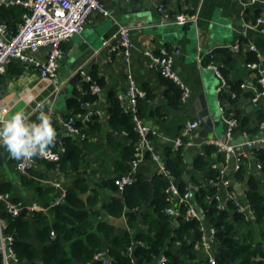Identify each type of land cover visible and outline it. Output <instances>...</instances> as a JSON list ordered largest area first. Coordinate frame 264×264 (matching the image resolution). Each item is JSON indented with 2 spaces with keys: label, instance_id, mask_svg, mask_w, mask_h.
I'll return each instance as SVG.
<instances>
[{
  "label": "crops",
  "instance_id": "0c3cea01",
  "mask_svg": "<svg viewBox=\"0 0 264 264\" xmlns=\"http://www.w3.org/2000/svg\"><path fill=\"white\" fill-rule=\"evenodd\" d=\"M102 2L109 10V16L97 12L91 13L83 30L61 43L64 55L60 60L56 80L42 78L37 70L26 67L16 59L8 61L1 74L0 114L5 113L1 112V108L6 106L7 109H23L31 113L32 118H36L37 111L41 110L37 106L42 105V110L55 121L56 145H63V139L70 138L82 152V162L77 170L70 168L61 170L57 165L58 162L37 158L29 169L33 173L29 170L21 173L16 169L14 160L8 152L0 148V185H7L9 188L5 192L13 201L16 199L15 201L24 206L35 204L42 208L36 210L46 211L60 201L63 196L62 190L65 191L72 186L75 180L82 178L86 181L89 189L84 196H87L94 187L98 189L100 181L116 175V163L122 157L121 147L127 145L130 140L126 131L114 129L111 125L108 108L113 97L122 100L126 106V64L119 52H109V46H103L102 41L110 38L120 26L129 28L133 44L130 62L133 76L139 88L144 91V95L146 90L152 95L150 99L145 100L148 112L142 120L144 123L148 120L152 121L150 133L153 138L149 140L159 158L165 148H175L174 139L180 134L183 125L199 116L207 117L210 124L205 122L206 127H201L200 130L195 128L186 135L187 141H191L196 149L194 153L204 144H213L222 151L215 141H221L225 137L227 125L219 110L221 80L212 69L207 67L211 62L218 65L225 79L240 82V85H245L241 87L244 93H253L251 98L241 96L238 99L237 111L240 117H247L251 123H254L257 121L258 113L264 111V97L260 95L253 100L258 89L256 70L247 66V57L250 53L256 56L259 66L264 68V33L246 26L263 10L260 2L250 0H102ZM160 3L172 15L196 14L197 19L195 22L183 24L170 20L162 22L161 12L157 9ZM27 11L28 8L19 4L11 7L0 5V22L7 24V35L17 28L19 23L17 14L20 12L21 16ZM235 43H239V50L230 47ZM250 44L256 47V52L250 50ZM163 48L178 49L173 68L189 88L186 100L184 102L179 100L176 106L170 105L168 101L169 85L165 80L166 77L150 66V59L145 54V51L158 53ZM211 53L214 57L210 55ZM198 54L201 55L200 62L197 61ZM79 67L90 75L96 74L103 81L100 92L94 93L96 97L88 102V109L94 111V116L90 122L82 125L83 135L68 133L61 126V120L72 112L68 108V99L76 91L84 92L82 86L84 79L76 71ZM73 76L76 78L73 79ZM63 87L66 97L62 99L64 95L62 94L53 109L46 103L51 99L50 95L55 89L63 90ZM221 102L226 109H229L226 101L221 99ZM155 111L156 114H152ZM74 114L78 116V113ZM260 131L264 132V127L260 126L258 132ZM241 135L254 134L235 130L232 139H237ZM196 136L206 139L195 145ZM223 153L226 161L223 166L225 170L230 154ZM247 158L248 175L257 173L259 176L260 166L255 157L247 155ZM160 161L162 163L161 159L156 161L151 157H145L139 164L136 174L148 181L152 180L156 173H161ZM189 169L187 167V170ZM234 170L235 168H232L229 174L224 173L218 184L222 197L228 194L222 181L233 183V189L229 187L232 196H243L244 185L234 181L232 177ZM186 174L189 176L188 173ZM27 178H33L35 184L44 188L54 186V183H59L60 186H54L50 200L44 203L28 184ZM235 183L238 184L239 190L235 189ZM98 191H100V199L93 206V211H98V219L113 224L118 233L130 230L124 212L121 216L115 217L109 215L103 208V204L111 197H120L122 192L110 189H98ZM138 222L140 224L138 228H144L141 221Z\"/></svg>",
  "mask_w": 264,
  "mask_h": 264
},
{
  "label": "trees",
  "instance_id": "16d2710c",
  "mask_svg": "<svg viewBox=\"0 0 264 264\" xmlns=\"http://www.w3.org/2000/svg\"><path fill=\"white\" fill-rule=\"evenodd\" d=\"M17 17L20 22V12ZM247 62H257L256 56L249 53ZM91 78L102 85V79L96 74L91 73ZM165 80L169 85L168 101L176 106L181 90L171 80ZM92 81L84 80V92L76 91L68 99L70 114L83 112V103L94 100L96 94L90 90ZM226 81L229 89H222L219 95L238 119L234 131L257 133L260 123L264 121V111L258 113L254 123L247 117H240L238 99L241 96L251 98L253 93H244L240 82ZM232 91L235 97L231 96ZM151 97L146 90L144 97L138 99L136 114L140 118L148 112L145 100ZM152 114H156V111ZM108 115L114 129L126 131L130 140L121 147L122 157L117 160L116 175L103 179L97 186L98 189L116 192L118 189L114 179L128 171L129 162L135 157L139 134L134 128L133 114L125 109L122 100L116 97L111 99ZM52 122L55 123L53 119ZM148 138H153L150 131ZM184 140L187 141V138L184 137ZM63 141L65 151L57 165L61 170H77L82 162L81 148L70 138ZM252 153L260 166L259 176L257 173L248 175V158L244 155L232 177L244 185L240 200L249 203L253 216L247 211H239L232 199H227L223 208L218 207L216 195L220 192L216 184H210L207 180L214 178L217 181L226 161L224 153L213 144H204L194 153L189 170L184 159V145L165 148L160 159L166 174L156 173L150 181L137 175L136 181L126 186L120 197H111L104 203L103 208L111 216L119 217L125 213L130 230L121 233L116 232L110 222L98 219V211H93V206L100 199V191L94 187L89 195L84 196L89 188L82 178L75 180L60 201L46 211L23 209L17 215H12L0 201L1 214L6 220L5 232L14 237L13 250L17 261L13 264H157L161 255L166 257L163 264H207L206 255L194 248L202 235L200 220H185L182 214L174 217L164 210L169 204L165 189L171 180L176 182L181 194L186 189L193 191L194 196L190 201L199 206L204 216L202 222L215 228V264H264V148H253ZM145 157L150 158V153L146 152ZM184 173L189 174L188 181L183 179ZM26 180L41 201L48 203L54 186L44 188L35 184L33 178ZM0 186L3 192L9 188L5 184ZM230 189H233V183ZM186 208L187 205H180L182 212ZM138 220L144 228H138ZM98 253L107 259L95 258Z\"/></svg>",
  "mask_w": 264,
  "mask_h": 264
},
{
  "label": "built area",
  "instance_id": "2783aa9c",
  "mask_svg": "<svg viewBox=\"0 0 264 264\" xmlns=\"http://www.w3.org/2000/svg\"><path fill=\"white\" fill-rule=\"evenodd\" d=\"M250 1L260 2L263 6V10L255 16L252 23H248L246 26L247 28L259 29L260 32L264 33V0ZM16 4L23 5L28 8V11L22 14L21 21L17 24L16 30L11 34H6L7 24L0 22V66L4 68L8 61L16 59L23 63L26 67H31L37 70L42 78L51 80L57 79L60 60L64 55L61 43L73 34L83 30L91 13L97 12L103 16H109V10L105 7L102 0H0V5L5 7H11ZM157 9L161 12L162 22L170 20L171 22L177 24H183L186 22H195L197 19L196 14L176 13L172 15L164 9V5L162 3L157 6ZM102 45H108L109 52H119L126 64L125 77L127 80L126 95L128 101L125 109L132 112L134 128L139 134V141L135 147V157L129 162L128 171L122 175L116 176L114 179V184L117 186V189L122 192L126 186L132 185L136 181L137 168L144 160L146 152H149L150 157L156 161H159L160 158L153 151L148 138L150 128L143 122L142 118L136 114L138 99L144 95V91L139 88L130 68L131 48L133 44L130 39L129 28L126 26H120L110 38L102 41ZM230 47L234 50H239L240 45L239 43H235L230 45ZM249 48L250 50L256 52V47L253 44H250ZM177 52L178 49L168 50L163 48L159 50L158 53L145 51V54L150 59V66L156 69L162 76L170 79L180 88V100L184 102L188 97L189 88L179 78L173 68V62ZM210 55L214 57L213 53ZM200 60L201 55L198 54L197 61L200 62ZM247 66L255 69L257 73L258 89L253 100H256L257 96L260 95L264 97V68H261L258 62H247ZM207 67L212 69L216 76L221 80L219 93L224 88L229 89V84L221 73L218 65L211 62L207 65ZM76 71L85 81H92L91 75L84 71L83 68L79 67ZM2 73L3 71L0 72V78ZM240 86L243 88L245 85L241 84ZM90 90L92 93H98L100 92L101 87L98 83L92 81L90 83ZM231 96H236L234 91L231 92ZM83 107V112L78 113V116L70 114L61 120V126H63V129L66 132L83 135L82 125L90 122L92 116L94 115V111L88 109V102L83 103ZM6 109V106L2 107L1 112H5ZM219 110L227 125L225 139L231 140L234 128L238 126V119L233 111L226 109V107L222 104L221 99L219 103ZM77 117H79L78 120ZM200 122H202V118L199 116L187 121L183 125L180 134L174 139L175 148L182 145L185 146L192 144L191 141H185L184 137L197 128ZM260 124L261 127H264V121ZM215 143L219 145V149L226 152V154L229 155L233 152L231 145H226L225 142L218 140H216ZM252 143L253 141L247 142L248 145H251ZM64 151L65 147L63 145L55 144V146L49 151L31 159L18 160L14 157L12 158L16 169L21 173H26L33 166L37 158L58 162ZM246 154L247 152L243 149H239L237 151L233 166L235 170L239 166L241 157ZM159 169L160 172L165 174L167 173L162 163H160ZM220 171L221 176L217 181L214 178H209L207 180L210 184H216L218 189V184L224 174L223 166ZM222 182L225 189L228 190V194L224 197H222L220 193L219 195H216V198L219 201L218 207L223 208L226 200L232 199L239 211H247L250 216H253L249 203L243 202L240 200V197L232 196L230 194L231 190L229 189V181ZM53 185L57 187L60 186L59 183H54ZM64 193L65 191L62 190V195H64ZM165 194L166 200L169 202L164 209L167 214L174 217L182 214L185 220H200L201 225L199 229L202 232V235L201 238L194 244V248L205 253L207 264H215L216 230L214 227H208L202 222L203 218L201 217L200 212L197 211L195 205L190 201V190L186 189L185 192L181 194L176 184L171 180L165 189ZM0 201L4 206V209L12 215H17L23 209L28 211L42 209L35 204L24 206L20 202L13 201L7 192L1 191V186ZM181 204L184 206L187 205V208L183 212L180 210ZM5 228L6 220L1 214L0 208V255L2 264H13L17 261L13 250L14 237L12 234L6 233ZM95 258L106 257L103 254L98 253ZM165 261L166 257L161 255L158 258L157 264H163Z\"/></svg>",
  "mask_w": 264,
  "mask_h": 264
},
{
  "label": "clouds",
  "instance_id": "9594fccd",
  "mask_svg": "<svg viewBox=\"0 0 264 264\" xmlns=\"http://www.w3.org/2000/svg\"><path fill=\"white\" fill-rule=\"evenodd\" d=\"M4 68L0 66V72ZM36 118L23 109H6L0 114V148L16 159H31L44 154L56 144L57 130L52 118L38 105Z\"/></svg>",
  "mask_w": 264,
  "mask_h": 264
},
{
  "label": "water",
  "instance_id": "95a60500",
  "mask_svg": "<svg viewBox=\"0 0 264 264\" xmlns=\"http://www.w3.org/2000/svg\"><path fill=\"white\" fill-rule=\"evenodd\" d=\"M73 79L76 78V76H73L72 77ZM65 93L66 91H64V87H63V90L62 88H58V89H55L52 94L50 95V100L47 101V105L51 106L53 109H55L54 107V104L58 103V101L61 99L62 97V94L63 97H66L65 96ZM128 99L126 100V103H127ZM40 110L37 111V114L39 113ZM205 122L207 124H210V121L207 117H204L202 118V122H200V124L198 125L197 129L200 130L201 127H206L207 125L205 124ZM145 124L151 128L152 127V121L151 120H148L145 122ZM206 138H201V137H198L196 136L195 140H194V144H200L202 143ZM222 142H225L226 145H231L232 146V149H233V152L230 153L229 155V158H228V166L227 168L224 170V173L226 174H229V172L231 171V169L233 168L234 166V163H235V154L237 153V151L239 149H243L245 150L248 155V157H253V153H252V149L253 148H264V132L263 131H260L254 135H241L240 137H238L237 139H231V140H226L225 141V137H223L221 139ZM248 141H253V143L251 145H248L247 142ZM184 149H185V154H184V157H185V161L187 163V167L188 168H191V164H192V154L196 151V149L194 148V146L191 144V145H186L184 146ZM161 163V161H160ZM183 178L188 180L189 179V176L185 173L183 174ZM234 187L235 189L239 190V187H238V184L235 183L234 184ZM194 196V193L193 191H190V197L193 198ZM195 208L197 209V211L200 212L201 214V217L204 218L199 206L195 205ZM107 258V257H106Z\"/></svg>",
  "mask_w": 264,
  "mask_h": 264
}]
</instances>
